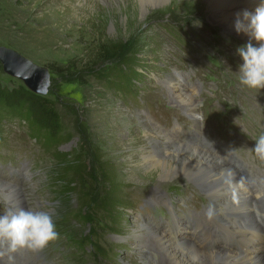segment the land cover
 <instances>
[{
    "label": "rangeland",
    "instance_id": "374dc122",
    "mask_svg": "<svg viewBox=\"0 0 264 264\" xmlns=\"http://www.w3.org/2000/svg\"><path fill=\"white\" fill-rule=\"evenodd\" d=\"M151 9L145 0H0V46L50 69L51 85L45 96L55 103L67 135L59 151L70 155L66 161L47 151L46 145L37 143L35 137L41 138L29 124L5 126L6 135L0 143V215L14 207L7 199L6 184L28 196L24 208L49 212L59 234L44 253L29 249L10 253L0 247L7 253L8 264H146V257L157 255L151 250L142 253L147 234L136 238L146 224L176 240L186 238L191 244L197 239L190 231L198 235L199 226L218 229L221 240L213 242L212 248L221 245L227 252H236L230 250L233 240L230 245L223 226L219 227L231 229L227 225L247 222L236 214L240 201L234 198L235 192L228 201H219L185 177V181L159 186L157 171L139 173L137 167L143 150L147 152L149 147L147 130L162 142L167 134L184 144L198 141L197 137L190 142L180 139L181 128L174 131L160 126L153 109L155 114L174 118L173 123L198 127L203 115H214L226 105L242 112L253 97L264 95V89H249L238 79L243 61L237 49L249 40L228 34L220 23L212 21L204 0H167L165 7ZM143 45L148 46L139 58L149 71L143 73L142 85L134 94L141 100V106H137L131 99L112 94L99 76ZM0 83L10 88L25 86L22 80L5 73L1 62ZM176 85L185 87L186 95L193 97L195 112L187 110V101L176 100ZM188 127L192 126L186 130ZM263 130L264 115L244 119L239 125L226 123L225 135L231 144H223L220 149L227 148L223 154L227 161L243 154L253 162L251 146ZM194 145L207 150L203 143ZM74 156L83 161L82 166H88L90 175L68 190L66 182L74 178H66V168L72 165ZM100 158L103 163L109 162L118 183L129 191L131 209L121 214L120 227L96 218L92 208L105 193L98 171ZM232 166L241 175L236 165ZM253 171L260 178V171ZM158 193L162 201L155 200ZM83 196L87 201H81ZM166 200L167 204L163 203ZM209 207L214 210L211 219L206 215ZM260 208L264 210V201ZM92 235L100 240L97 245L106 251V257L89 254L84 241Z\"/></svg>",
    "mask_w": 264,
    "mask_h": 264
},
{
    "label": "bare ground",
    "instance_id": "6f19581e",
    "mask_svg": "<svg viewBox=\"0 0 264 264\" xmlns=\"http://www.w3.org/2000/svg\"><path fill=\"white\" fill-rule=\"evenodd\" d=\"M204 1L207 3L209 11L211 12L212 21L220 23L224 31L241 39L251 40L256 44H259L248 33H238L235 30L234 22L237 19L238 14H240V18L243 19V13L245 11L254 14L256 8L261 3H264V0ZM145 3L150 9H160L167 5V0H145ZM175 87L176 89L174 90L176 92V100L178 101L182 99L181 102L187 101V110L195 112L196 103L189 93L186 95V91L188 90L181 85H176ZM146 130L147 129H145V131ZM146 132L149 147L147 152L143 150V154L141 153L142 157L137 167L139 173H143V171L149 173L157 171L160 177V181L158 182L159 186L164 185L166 182L169 183L177 180L185 181V177L188 181L190 180L196 183L202 190L208 193L210 198L212 197L213 199L215 198L219 201L223 200V202L228 201V196H233V193L235 192L237 196H234V198H237L240 201L238 203L239 208H235L236 214L247 221L246 223L249 222L250 225L255 227L254 229L258 231L259 234L255 239L254 245L247 249L245 253L246 256H244L237 252H227L226 247L221 245L212 248L209 240H219V234L216 230H209L200 227L201 231H205L207 240L201 241L199 240L198 235L191 234L193 239H197L196 242L191 244V242H189L186 238H178V240H176L165 232L161 233L158 227H149L146 224L142 227V229L140 227L141 230L136 233V238H143L145 234H147L144 245L141 247L142 253H146L148 250H151L157 254L155 258L146 257V264H157V259L159 260L158 264H264V259L262 258L264 257V235L260 234L262 230L260 227V221L256 217L253 206L254 202L247 185H245L246 181L244 182L242 176L236 172L235 167L230 165L225 157H221L218 153H214L211 149H209L207 144L199 142L198 136V141L195 140L192 142L194 144H205L206 146H204L207 147V150L209 151L201 145L197 146L193 143H181L178 141V137H171L170 134H167L163 138L164 142H162L161 137L156 139L151 133H149L148 130ZM124 138L128 140L127 135L124 136ZM161 142L165 143L164 146L166 150L161 147ZM210 151L214 153V155L210 153ZM215 154L218 157H216ZM219 157L223 159H220ZM135 159V157L132 158V161ZM176 162H180L182 165L179 167V165H176ZM227 163L233 168L227 166ZM180 172L182 173V176H177V173ZM232 187L235 191H233L234 189H232ZM5 188H7L6 195L9 203H11L14 207L24 208V202L27 200L28 196H24L21 191L16 190V188H10L6 184ZM253 197L257 198L258 195ZM19 198L21 199L18 200ZM162 198L161 194L158 193L155 200L162 201ZM163 203L167 204V200ZM229 203H232V201L229 200ZM242 223H244V221H242ZM198 230H200L199 227ZM225 231L229 236L232 233L229 228H225ZM243 231L246 232V230ZM221 236L223 235L221 234ZM258 240L260 241L259 243H257ZM204 247L210 251L206 252ZM216 248L223 249L220 250Z\"/></svg>",
    "mask_w": 264,
    "mask_h": 264
},
{
    "label": "trees",
    "instance_id": "16d2710c",
    "mask_svg": "<svg viewBox=\"0 0 264 264\" xmlns=\"http://www.w3.org/2000/svg\"><path fill=\"white\" fill-rule=\"evenodd\" d=\"M147 46L143 45L134 54L120 59L116 64L109 66L103 76H99L100 80L106 81V88L112 94L119 95L122 100L131 99V101H135L137 106H141V100L134 94L142 85L143 73L149 71L142 65L139 55ZM120 47L117 49H120ZM136 97L138 100H136ZM20 122L26 126H28L27 124L32 126L34 132L41 138L39 140L35 137L37 143L40 142L42 146L46 145L47 151L50 150V153L55 152L57 156L62 157L61 160L67 161L68 158L66 157H70V155L59 151V147L67 135L64 133L65 129L55 103L45 95L37 94L24 85L10 88L4 87L0 83V143H3L4 135H6L5 126ZM66 161H62V164ZM100 161L101 165H98V171L101 175L105 193L103 199L97 205H92V208L96 218L104 219L105 223L111 224L112 227H120L122 224L119 223V220L123 219L121 214L131 209L128 204L131 199L127 196L126 185L118 183L109 162L103 163L101 158ZM82 165L83 161L77 156L73 158L72 165L66 168V171H70L66 173V178H74V181L66 182L65 187H68V190L76 188L79 180L89 177L90 174L87 173L88 166ZM80 167H83L82 170ZM81 201H87V197L83 196ZM98 242L100 245V240L93 235L84 241L90 255L106 257V251L104 252L102 247L97 245Z\"/></svg>",
    "mask_w": 264,
    "mask_h": 264
},
{
    "label": "clouds",
    "instance_id": "9594fccd",
    "mask_svg": "<svg viewBox=\"0 0 264 264\" xmlns=\"http://www.w3.org/2000/svg\"><path fill=\"white\" fill-rule=\"evenodd\" d=\"M234 27L238 33L246 32L259 43V46H254L249 40L238 47L237 53L243 61L238 71L239 82L249 89H264V3L256 8L254 14L245 11L243 19L238 14ZM252 149L256 157L264 160V132L258 135ZM206 215L209 219L213 217L212 207H209ZM58 236L49 212L9 207L0 215V247L10 253L43 249Z\"/></svg>",
    "mask_w": 264,
    "mask_h": 264
},
{
    "label": "water",
    "instance_id": "95a60500",
    "mask_svg": "<svg viewBox=\"0 0 264 264\" xmlns=\"http://www.w3.org/2000/svg\"><path fill=\"white\" fill-rule=\"evenodd\" d=\"M0 62L5 73L22 80L29 90L41 95L47 93L51 85V75L47 68L3 46H0Z\"/></svg>",
    "mask_w": 264,
    "mask_h": 264
}]
</instances>
